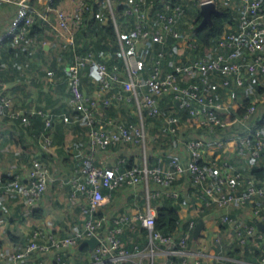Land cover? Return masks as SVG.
<instances>
[{
	"label": "built area",
	"instance_id": "built-area-1",
	"mask_svg": "<svg viewBox=\"0 0 264 264\" xmlns=\"http://www.w3.org/2000/svg\"><path fill=\"white\" fill-rule=\"evenodd\" d=\"M11 1L18 4V11L11 20L9 28L0 33V46L5 40L12 38L14 44L32 42L28 37L30 25L36 13L25 1ZM122 0H104L108 8H114L113 2ZM210 1V0H203ZM216 2V0H212ZM240 13L237 25L225 29L224 34L218 39L217 48L211 54L195 56L187 60H179L171 71H164L162 51L156 53L153 69L144 82L140 77L145 68L144 57L137 56L139 45L147 41L166 44L168 37L174 38L178 43L187 39L177 28L185 11L179 4L170 1H161V7L155 8L153 0H131L124 5L123 15L134 19L133 26L125 36H119L120 49L124 57L127 77L121 75L116 66L109 69L103 62L95 60L91 55H75L74 61L68 64V75L63 79L70 96L69 103L76 111L74 119L63 112H49L43 109L31 111L41 116L44 120L45 131L53 127L56 120L69 122L82 121L88 128V135L92 147L106 148L118 141L132 142L144 145L147 140L146 129L142 122L116 121L109 117L102 119L101 108L111 106L115 102L126 101L133 103L136 99L138 109L148 116H157L162 113L160 99L164 95L172 96L180 108L187 111L193 123L206 126H224L227 124L221 117L223 103L216 100L206 88L211 84L213 77L220 79L225 88L244 85L247 77L253 73L264 74V8L263 0H239ZM85 2L79 0L76 8L71 13L57 9L56 25L58 32L65 37L66 42H74V31L81 25L82 12L86 8ZM117 31L118 24L114 18ZM120 34V32H119ZM88 66L91 80L96 88V95H89L81 86V72ZM48 75H53L49 70ZM145 86L146 93L138 99L137 87ZM256 111L255 104H251L241 122L246 123ZM0 113L11 118L20 119L25 124L30 123L29 114L21 109L12 107V100L0 92ZM170 134L176 135L180 117L169 115L165 118ZM236 121V120H235ZM259 135V132H256ZM40 150L51 151L53 140L50 133L45 132L38 140ZM254 145V146H253ZM188 156L181 158L172 156L169 165L156 167L132 165L130 167L105 168L97 166L90 157H83L81 166L76 175L70 179L72 186L71 199L84 195L88 201L86 217L82 225L67 234L56 235L44 229L32 230L31 239L16 252L10 254L13 264H22V260L35 252H54L56 264H75L69 257L70 249L77 248L79 243L92 236L99 238V243L93 249V264H143L132 260L129 252L124 248L119 233L126 226L137 221L149 233V252L153 258L145 264H156L154 253L160 247L166 250L167 255H175L179 263L169 264H202L196 251L191 248L189 235H165L155 230L156 209L148 206L147 210H136L132 214L123 213L112 220L108 230L103 232L104 218L99 213L100 206L107 195L103 188L111 193L114 189L123 186H136L143 180L153 178L162 188L156 189L152 197L167 196L177 198L179 192L171 186L179 176H190L194 183L202 186L208 196L206 204L216 202L220 207L231 204H241L249 207L255 221H264V185L257 184L253 178L246 180L245 188L238 191V180L241 173L233 164L224 160L220 171L216 172L214 166L203 163L207 145L202 138H190L185 142ZM250 149L253 157H259L264 150V140L250 136L237 141L238 153L244 154ZM215 179L210 183L213 176ZM49 168L45 161L34 157L27 172V180L22 181L19 176L14 177L6 187L19 194L28 204L40 198L47 188ZM262 201V202H261ZM263 204H261V203ZM230 212L222 215V223L228 224L231 240H237L244 246L249 243L259 248L260 255L253 261L243 260L231 264H264V232L258 230L256 223L242 217H231ZM194 225L193 220L189 222ZM133 228V227H132ZM213 240L219 237L214 236ZM209 242L203 244L208 248ZM41 262L40 264H42Z\"/></svg>",
	"mask_w": 264,
	"mask_h": 264
},
{
	"label": "crops",
	"instance_id": "crops-1",
	"mask_svg": "<svg viewBox=\"0 0 264 264\" xmlns=\"http://www.w3.org/2000/svg\"><path fill=\"white\" fill-rule=\"evenodd\" d=\"M18 1H25L30 4L38 16L40 29L32 42H25L31 44V51L35 54V57L21 61L12 60L10 57H0L2 58L0 62L2 71L0 74V92L11 98L13 108L23 110L29 114L30 118V123L25 124L20 119L11 118L7 114L0 113V264H13L10 254L19 251L31 239L33 229L40 228L56 235H64L82 225L86 217L88 201L82 194L76 196L74 200L71 199L72 186L70 179L76 175L81 166L82 158L85 156L90 157L95 165L105 168L124 169L121 167L126 166V164L131 166L146 164L160 168L169 165V161L174 155H178L183 159L188 156V150L185 147L187 140L202 138L207 145L204 156L207 163L210 161L215 162L217 157L214 156L216 154L221 155L220 151L224 150L226 153L232 154L230 160L233 161L234 166L246 172H249L254 165L256 167L264 166V155L261 158H251L250 149L246 150L245 155L238 153L237 141L248 135L250 136L246 133L248 128L246 129L240 125L242 122L233 123L232 120L224 126L210 127L191 122L188 114L181 111L179 114L181 121L177 134L170 135L165 115H163L171 112L170 109L168 110L169 107L165 108L161 105L162 117L148 116L140 112L136 99L130 106L126 101H121L110 111L101 108L100 117L102 119L111 117L116 121L123 122H142L146 132L152 130V134L155 135V137L147 135L148 152H146L144 146L146 143L140 145L118 141L106 148L92 147L88 128L82 121L78 120L69 122L56 120L49 132L53 140L51 151H41L38 140L42 135L44 120L31 111L43 109L49 112H63L68 114L71 119H74L76 115V111L69 103L70 93L62 80V76L58 71L53 70H55L56 65L67 66L66 60L61 55V48L66 40L58 32L56 10L62 9L67 13H71L76 8L79 0H62L56 8L50 6V0ZM130 1L122 0L121 4L124 6ZM186 1L191 13H185L184 19H181V22L179 21L177 28L183 36H187V39L178 43L172 37H168V41L172 40L170 43L172 49L165 56L164 71L173 70L179 60L185 61L201 53L199 44L191 36V29L196 18L197 6L200 8L203 0ZM215 3L231 8L235 16L239 17V0H216ZM17 11V3L11 1L0 2V16H3L2 19H6V21L0 22V33L9 28ZM108 11L113 18H116L113 8L112 10L108 8ZM4 15H7V17ZM102 20L105 22L107 16L103 17ZM116 20L119 21L118 29L123 37L130 31L134 19L123 15L122 11ZM147 43L139 45L137 56L140 54L141 57H144L142 51L146 48ZM17 46L22 47L21 44H17ZM208 54H211V52ZM65 67H63V71L66 73ZM49 70L53 71V75H48ZM125 72L127 76L126 69ZM83 76L86 77L84 90L89 95H96V88L94 84L93 86L90 84V78L85 72ZM146 77V74L142 73L141 82H144ZM26 82H30V86H27ZM247 82L246 89L241 90L236 88L234 84L230 88H224L217 76L212 79L207 91L223 103L222 115L231 112L230 108L236 104L235 101L242 97L249 98L251 104L256 105L253 118L264 113V96L261 94L264 90V74L259 72L250 74L245 84ZM137 91L138 99L147 92L145 86L141 85L137 87ZM240 92H243V95ZM253 118L249 123V127L253 124ZM165 134L167 137L162 136ZM154 138L156 143L161 145L164 143L165 148H167L165 152H162L156 144L151 142ZM34 157H39L46 162L49 168V178L47 188L40 198L32 204H28L18 193L9 190L6 185L16 176H19L22 181H26L27 172ZM218 171H220L219 166L217 167ZM212 180L214 181V179ZM213 181H210V183ZM160 188H162L161 185L153 178H149L147 181L143 180L136 186H120L111 193H108V189L103 188V192L107 195L104 203L99 208V213L104 218L103 232L111 226L113 218L123 213L132 214L136 210L144 211L147 210L149 205L154 207L157 212V208L162 204L163 197L167 198V196L152 197L150 195ZM171 188L179 192L180 199L175 200L178 205L177 212L184 222L195 219L198 222L200 218L204 220L205 226L199 237H193V243L190 244L191 248L198 254L202 264L239 262L244 260L241 256L245 254L249 259L255 258L254 251L250 247L246 253L242 251L234 256L219 252L212 253L208 251L209 247H203V244H207L210 239L214 236L219 237V235L224 237L228 243L231 242L232 240L228 237L231 230L229 227L221 234L217 232L219 231V224L222 223L221 217L228 211L238 213L239 216L254 221V216L248 206L231 204L228 207H220L216 202L206 204L202 200V195H206L202 186L194 183L192 178L187 175L177 177ZM119 235L123 246L129 249L132 260L145 264L153 258L149 252L148 230L142 227L139 222L135 221L133 225L126 226ZM80 244L77 248L70 249L69 257L75 264H93V249L81 250ZM154 260L156 264L170 263L169 256L162 247L155 251ZM41 262H43L42 264H56L54 252L42 254L35 252L22 260V264H40Z\"/></svg>",
	"mask_w": 264,
	"mask_h": 264
},
{
	"label": "trees",
	"instance_id": "trees-1",
	"mask_svg": "<svg viewBox=\"0 0 264 264\" xmlns=\"http://www.w3.org/2000/svg\"><path fill=\"white\" fill-rule=\"evenodd\" d=\"M61 1L62 0H50V6L53 8H56L59 6ZM83 1L86 4L85 5L86 8H84L83 12H82V19L83 20L81 22V25L78 28H76L74 31V42L73 43H68V42L64 43L63 49L61 52V55L64 57V60H66L67 66L65 67V65H58V66L56 65L55 70H53V71H55V72L58 71V73L62 76V80H63L68 75V72H67L68 64L74 61L75 55H80V56L91 55L95 60L105 63L109 69H112L114 66H116L118 68V70L121 72V75H123L124 77H127L126 72H125L126 68H125V63H124V57H123V55L121 53V49H120L119 38L121 36H120L119 32L117 31L114 18L109 13L108 9L104 10V14H103V15L107 16V20L105 22H103V20H102L103 16H101V14H100L103 11H101V8L98 4L100 2L102 3V1H104V0H83ZM153 1H154L155 8H159V7H161L160 3L163 0H153ZM167 1H170L173 4H179L184 9L185 13H191L190 9L188 8L186 0H167ZM113 3H114L113 12L115 13L114 14L115 17L117 18V16L124 10V6H123V4H121V2L115 1ZM218 7H219V9H221L222 13L213 15V17H212L213 18V25L212 26H209V25L199 26L200 21L202 19V15L200 13L199 6H197V10L195 11L196 18L194 19V23L192 24L191 36L194 37V39L199 44V48H200L201 53L198 56L206 55V54L212 52L213 49L217 48L218 39L224 34L225 29L228 28V26L230 29V28H233L237 25L238 17L235 16V14L231 10V8L223 7L220 4L218 5ZM106 8H108V7H106ZM263 8H264V0H263ZM37 17L38 16L35 15L34 21L30 25V28L28 31V37H30L32 39H34L36 37V35L38 34L39 29H40V27H39L40 21H38ZM127 17H129V16H127ZM129 18H131V17H129ZM181 19L183 20L184 18H181ZM181 19H180V22L182 21ZM118 22L119 21L116 20L117 24H119ZM182 36H183V34H182ZM171 41L172 40L168 41V39H167V43L164 45L161 43H157V42L147 41L148 43L146 45V48L142 51V54H144V59L146 62L145 68L143 69V72H142L144 75L146 74V76L148 77L151 70L153 69L154 60L156 58L157 52L162 51L166 56V54L169 51H171V49H172L171 44H170ZM24 44H26V43L25 42L21 43V45H24ZM0 48H1L0 57H2V58L10 57L12 60H15V61L24 60L25 58H23V57L27 53L25 50L22 49L23 47H21V46L16 47V44L13 43L12 38H8L7 40H5V42L3 43L2 46H0ZM194 52H196V51H194ZM138 56L141 57L140 54ZM2 58H0V62H1ZM164 61H165V57L162 58V66H163ZM55 62H57V61L55 60ZM63 67H65L66 73L63 71ZM1 72L2 71L0 68V74H1ZM84 72L91 80V76L89 74V68H88V66H86L85 68H83V70L81 72V86L83 89H84V81H86V77L83 76ZM90 84L93 86L92 80H91ZM247 84H248V82L246 84L244 83V85H242V86H236L235 85V87L242 90V89H246ZM232 86H233V84L231 85V87ZM206 90H207V88H206ZM240 93H241V95H243V92H240ZM261 94L264 96V90H262ZM211 95L216 100L221 101V100L217 99L213 94H211ZM120 102H115L111 106H108V107L106 106L104 108H105V110L110 111V110H112L111 108H114L115 106L120 104ZM159 102H160V108L162 105V106H165V108L169 107L168 110L170 109V111H171V112H169V114L168 113L163 114V115H165V118L169 115H177L178 117H180L179 114L181 111H183V112H185V114H187L186 109L180 108L178 106L177 102L175 100H173L172 96H170V95L162 96ZM126 103L131 104V105L133 104V103H129V102H126ZM235 103L236 104H234L230 108L231 112L223 114V115L221 114V117L225 122L232 121V120H233V123L241 122L240 119L243 118L248 107L251 105L250 99L245 98V97H242L239 100L237 99V101H235ZM161 111H162V109H161ZM254 115H255V113H254ZM252 118H253V116L251 117V119ZM253 120H254V121H252L253 124H251L250 127H249V123H251V120L247 121L246 123L242 122V123H240V125L245 127L246 129L248 128V131H246V133L250 134V139L252 140V142H255V139H257V138L264 140V113L260 116L254 117ZM216 126H219V125H216ZM44 128H45V125L43 122L42 134H44L45 132H47V133L50 132L51 128L47 131H45ZM249 129H251V130L249 131ZM256 132H259V135H256ZM220 154L221 155L216 154L214 156L215 158L217 157L215 162L210 161L207 163L203 159V163L207 164V165L214 166L216 172H217L218 166H219V169H221L222 162L224 160L230 161L233 164V166L235 165L233 163V161L230 160V158H232V154H228L224 150L220 151ZM263 155H264V150L261 152L259 157L261 158ZM250 157L256 158V157H253L251 154H250ZM214 163H216V164H214ZM130 166L131 165L126 164V166L123 165V167H121V168L130 167ZM151 166H154V165H151ZM234 167L238 172L241 173V177L239 178L238 184H237V186H238L237 188H238L239 192H241L245 188L246 180L248 178H253L257 184L264 185V166L260 165V166L256 167L254 165L249 172H246L245 170L239 169L236 166H234ZM215 177H216V175L213 176L212 179H215ZM212 179H211V181H213ZM202 196H203L202 200L206 203V201L209 199L208 196L204 195V194ZM179 197H180V195L177 198L180 199ZM177 198H173V197L164 198L163 197L162 204L157 208L156 219H155V230L160 231L161 233H163L165 235H173L176 238H178L179 235L181 236L184 234H188L189 235L188 239H189V242L191 244V243H193V239H194L193 238V228L196 225L197 220L196 219L193 220L194 225L190 226V224H189L190 221L184 222L180 218V216L177 212L178 205H177V202L175 200ZM178 199H177V201H178ZM261 204H263V203H261ZM229 215L231 217H234V218L241 217L238 215V213H235V212H232ZM249 221H250V223H253V224L255 223V220L254 221L249 220ZM227 227H228V224L220 223L219 227H218L219 231H217V232L219 234H221V233H223V231ZM143 231L146 232L145 229H143ZM250 245L251 244L247 243L244 246H242V245H240V243H238L237 240H232L231 242L228 243L224 237L219 235V239L217 241L213 240V239L209 240V245H208L209 250L208 251L212 252V253L219 252V253H223V254L228 255V256H230V255L234 256L238 253H241L242 251H244L246 253L250 247V249H252L254 251L255 258L249 259L248 257H246L247 254H245L244 256H241V257H243L244 260L255 262L260 255V251H259V248L256 247L255 245H251V246ZM88 248L89 247L85 245V246L81 247V250L86 251ZM126 250H127V252L130 253L129 249H126ZM169 259H170V262H173V263H179V261H180L179 258L176 257L175 255H170ZM227 264H231V262H228Z\"/></svg>",
	"mask_w": 264,
	"mask_h": 264
},
{
	"label": "water",
	"instance_id": "water-1",
	"mask_svg": "<svg viewBox=\"0 0 264 264\" xmlns=\"http://www.w3.org/2000/svg\"><path fill=\"white\" fill-rule=\"evenodd\" d=\"M200 13L202 15V19L200 21L199 26H204V25L212 26L213 25V18H212L213 15L214 14H221L222 11H221V9H219V7L217 6V4L214 1L210 0V1H205V2L201 3ZM255 223H256L258 230L264 232V221L256 220ZM204 226H205L204 220L202 218H200L193 228V237L194 238L199 237ZM98 243H99V238L97 236H92L90 238H86V239L82 240L80 245H81V247L86 245L90 249H94V247Z\"/></svg>",
	"mask_w": 264,
	"mask_h": 264
},
{
	"label": "rangeland",
	"instance_id": "rangeland-1",
	"mask_svg": "<svg viewBox=\"0 0 264 264\" xmlns=\"http://www.w3.org/2000/svg\"><path fill=\"white\" fill-rule=\"evenodd\" d=\"M99 6H100V8H101V11H103V12H101L100 14H101V16H103V17H105L106 15H103L104 14V10H106V9H108V8H106V5L104 4V2H100L99 4H98ZM9 14V13H8ZM7 14V15H8ZM7 15H4V16H6L7 17ZM1 17H3V16H0V22H2V21H6V19L5 18H1ZM22 49L23 50H25L27 53H26V55L23 57V58H25L24 60H28V59H30V58H32V57H35V54H33L32 53V47H31V44H24V45H22ZM63 49V46H62V48H61V50ZM30 82H26V85L27 86H30ZM131 104H129L128 106H130ZM256 112V111H255ZM254 116V115H253ZM157 117H162L161 116V114L160 115H157ZM151 119V118H150ZM154 119H156L155 117H154ZM147 133V135L149 134V136L151 137V136H153V137H155V135L154 134H152V130H150V132H146ZM171 135V134H170ZM163 137H165L166 136V134L165 135H162ZM167 137V136H166ZM161 139V138H160ZM166 139V138H165ZM155 140V138L153 139V140H151V142H153V144H156V146H158L159 147V149H161V151L162 152H165V150L167 149V148H165V145H164V143H162L163 145H161L160 143H156V140ZM147 141V140H146ZM145 147H146V152H148L149 151V143H148V141L146 142V144L144 145Z\"/></svg>",
	"mask_w": 264,
	"mask_h": 264
}]
</instances>
